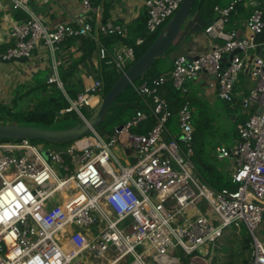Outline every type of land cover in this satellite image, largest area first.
<instances>
[{
	"label": "built area",
	"instance_id": "built-area-1",
	"mask_svg": "<svg viewBox=\"0 0 264 264\" xmlns=\"http://www.w3.org/2000/svg\"><path fill=\"white\" fill-rule=\"evenodd\" d=\"M78 1L85 12L92 10L90 0ZM8 2L26 19L10 24L13 47L0 54L1 62L30 59L43 48L53 59L47 83L61 90L54 55L67 39L95 41L98 61L118 73L136 61L134 47L107 48L100 42V37L126 39L120 25L98 19L94 25L77 22L50 29L32 12L29 0ZM181 2L145 0L147 33L163 28ZM240 4L249 9L244 32L226 30ZM213 11L216 20L203 30L211 41L209 50L191 59L179 55L168 76L135 87L144 108L120 130L115 128L105 139L94 131L64 152L41 150L26 139H0V264H120L124 258L125 264L130 259L131 264H183L173 255L175 249L186 259L214 246L226 229L240 226L250 236L247 264H264V241L257 236L264 216V63H250L248 74L257 83L247 95L241 94L244 118L236 125L235 146L215 149L218 160L230 162L231 190L216 192L194 178L192 109L187 103L178 108L179 133L174 139L168 129L172 112L161 96L167 84L186 95V82L205 73L215 80L219 100L231 103L237 97L238 75L260 45L256 38L264 29L260 2L230 0ZM142 44L136 40V46ZM100 87L95 74L76 99L65 96L69 108L64 112L74 111L85 122L80 109L100 101ZM148 118L154 125L146 134L132 132ZM117 146L135 160L133 165L120 164L112 152ZM202 202L207 212L200 209ZM140 246L142 254L135 251Z\"/></svg>",
	"mask_w": 264,
	"mask_h": 264
},
{
	"label": "trees",
	"instance_id": "trees-1",
	"mask_svg": "<svg viewBox=\"0 0 264 264\" xmlns=\"http://www.w3.org/2000/svg\"><path fill=\"white\" fill-rule=\"evenodd\" d=\"M207 1L208 0H196L190 10V14H196L199 17L203 18L205 16V13H207V10H210L211 13H214V6L221 4L220 0H214L213 5L211 7H207ZM258 1L260 2L262 21L264 22V2L263 0ZM90 2L92 7H96L102 3V0H90ZM102 6H104V4H102ZM242 8H244L242 4L238 5L236 8L237 13ZM146 20L147 15L145 12V14L134 23L130 31H128V36L126 39H120L114 36L106 38L100 37V42L107 48L115 45L134 47L136 50L137 60L157 38L160 31L162 30L161 28L153 34L147 33L145 29ZM215 20L216 16L214 18H209L208 25L212 24ZM231 23L232 22L230 21V24L226 27V30H230L232 28ZM137 39L143 40V44L141 46L135 45ZM78 41H80L84 46V52L80 61L83 62L91 54V51H93L94 48L97 47L95 41L89 38L67 39L62 42L60 46H62V48L65 47L67 50L70 47H73ZM256 42L259 44H264V29L262 33L256 38ZM181 45V43L178 44L175 41L170 46L165 55L154 62L151 69H149L138 81H136L132 85H129L124 91L121 92L117 100L109 109L104 122L96 129L97 133L99 131L104 132L108 129H113L114 127L124 125L135 115L136 111L143 110L144 106L142 99L136 93L135 87H138L144 81H150L153 78H157L159 76H168L172 70L176 55L180 53ZM1 51L2 53H4L6 49H2L0 50V52ZM76 66L77 63L75 62L69 64L66 68H64L63 66L57 67L58 79L62 84L63 90L58 88L55 83H47L48 77L53 74L52 71L49 76L47 74L37 76L33 84L31 85L22 84L17 86L12 94V99L9 104H0V116H2L0 117V122L3 124L11 123L18 126H34L43 129H50V126H52L54 122L58 121L60 117L73 115L75 118V125L82 124V120L74 111H71L69 113L64 112L67 108H69V102L67 98H69L70 100H74L76 99L78 94L76 84L72 80L76 71ZM121 75L122 73L110 70V67L106 66L103 62L98 63L97 77L101 82V87L98 92L102 97L109 92V90L113 87V85L117 82ZM234 92L236 94L235 88ZM32 94L35 100V104L32 110H28L24 114H11V111L17 106L18 102L22 98ZM65 96H67V98ZM161 96L167 101L172 112V117L168 123V129L171 134L174 128L177 127L176 114L180 105L182 103H187L192 109L193 155L191 159L194 166V178L216 192L221 191L222 189H233L234 186L231 184L230 176L227 174V172L222 171L217 167L216 161L218 160L216 159L215 154L212 155L210 151L205 149L204 142L203 140H201L203 132L206 131L207 128L212 127V125L216 122L214 121V119H216L215 117L210 118L211 120L209 119L208 107L205 105L207 104L206 101L198 98L194 93H189L188 90L186 95L183 96L179 91L173 89L170 84H167L164 88H162ZM224 104L227 106L229 112L231 113L230 117L232 118L233 116H235L234 120L230 122L233 123L236 132L237 123H239L244 118L241 113L239 115H235L237 110H242L241 102H238L237 97H235L233 102H224ZM80 112L85 118H88L91 113L88 107H82L80 109ZM3 116H6V118H3ZM153 125V119L148 118L146 121L139 124L138 127L134 128L132 132L137 134H146ZM164 139L167 141L168 137L165 136ZM31 142L33 143V141ZM63 144H68V146L70 145L69 143ZM224 235L225 234H223V236L216 242L214 246L209 247L210 249H212V251H214V253L217 251H221L219 241L221 239L223 240ZM225 244L229 245V255L233 247H236V249H238V252L234 254L237 257H239L240 253L247 252L248 255L246 257H243V254L239 257V259L241 258L240 260L242 264H247L250 253V236L244 227L240 229V232L234 231L232 232V234H229V238L227 242H225ZM198 253L199 252H196L192 256L196 257ZM216 260L217 259L215 255H213L212 261L216 262Z\"/></svg>",
	"mask_w": 264,
	"mask_h": 264
},
{
	"label": "crops",
	"instance_id": "crops-1",
	"mask_svg": "<svg viewBox=\"0 0 264 264\" xmlns=\"http://www.w3.org/2000/svg\"><path fill=\"white\" fill-rule=\"evenodd\" d=\"M144 1L102 0L99 6L92 7V10L89 12L84 11L78 0H29V6L32 12L41 19L42 23L50 29L55 28L59 24L74 25L77 22H89L94 25L98 19H101L122 26L128 36V31H130L131 27L146 12ZM220 2L221 4L219 6L224 7L228 5L230 0H220ZM248 12L249 9L244 7L230 18L232 22L231 26L238 29L241 33L244 32L243 25L248 16ZM212 17H215V13H211L210 10H207L203 18L196 14L190 16L182 27L181 35L176 40L178 44H182L180 53L176 57L184 55L191 59L209 50L211 41L206 38L203 30L208 25L209 18ZM23 20V14L18 11H13L10 8L8 0H0V50L13 47V41L9 36V26L11 23L21 22ZM64 48L62 46L59 47V50L54 55V59L58 63V66H63L64 68L69 64L77 63L72 80L76 84L77 92L79 93L91 84L92 78L97 74L99 63L96 56L97 47L91 51V54L83 62L80 61L84 52V46L80 41L67 50ZM248 57H253V62L259 60L255 51L250 52ZM228 58L229 56H226L225 60L227 61ZM52 61L53 59L48 51L43 48H37L29 61L24 64H6L0 62V86L3 89L0 104H9L17 86L22 84L31 85L39 75L47 74L49 76L52 71ZM243 74L246 75L244 71ZM192 81L195 86L193 93L198 98L209 102L211 105L216 102L218 97L216 93V82L213 78L205 73H200ZM240 94L243 93L241 92ZM29 96H32V100L26 110L20 109V112L13 110L11 114H24L28 110H32L35 100L33 94ZM17 109H19L18 106L15 107V110ZM230 116L231 113L228 121L234 120L235 116L232 118Z\"/></svg>",
	"mask_w": 264,
	"mask_h": 264
},
{
	"label": "water",
	"instance_id": "water-1",
	"mask_svg": "<svg viewBox=\"0 0 264 264\" xmlns=\"http://www.w3.org/2000/svg\"><path fill=\"white\" fill-rule=\"evenodd\" d=\"M196 0H182L179 8L162 28L157 38L151 43V45L145 50V52L121 75L113 87L107 94L101 97L98 104L92 109L90 116L85 122L80 125H74L73 127L66 128L64 130H49L34 126H18L15 124H3L0 122V139L2 140H30V141H42L49 144H63L72 143L85 136L90 135L92 132L104 122L109 109L117 100L122 91H124L129 85H132L138 81L151 67L154 62L163 57L168 51L170 46L179 38L184 23L190 18V10L193 7ZM264 2V0H263ZM24 20L26 15L24 13ZM236 52L230 54L228 61ZM255 53L259 58V61L264 63V44H260L256 47ZM253 57L247 60L244 73L248 74L249 66ZM29 61V58L11 59L4 62L6 64L19 63L24 64ZM1 62V60H0ZM264 70V67H263ZM121 126L117 127L120 130ZM127 155H131V150H126ZM45 158L47 153L42 152ZM127 258H124L120 264H125Z\"/></svg>",
	"mask_w": 264,
	"mask_h": 264
},
{
	"label": "rangeland",
	"instance_id": "rangeland-1",
	"mask_svg": "<svg viewBox=\"0 0 264 264\" xmlns=\"http://www.w3.org/2000/svg\"><path fill=\"white\" fill-rule=\"evenodd\" d=\"M213 3H214V0H208L206 3V4H208L207 7H211L213 5ZM166 24H164L163 27ZM256 83L257 82L255 80H253L249 74L244 75L243 72H241L238 75L237 82L235 84L237 101L241 102V100H242L241 94H240L241 92L243 94L247 95L251 90H253L255 88ZM185 87L187 88L189 93L190 92L193 93V89L195 86L193 85V81H189V82H186ZM31 100H32V96L22 98L17 104L19 109L15 110V108H14L13 110L15 112H20L21 111L20 109L26 110V108L29 106ZM97 103H95L90 108V112L96 106ZM206 103L207 104H205V105L208 107L209 119L215 117L216 119H214V121H216V122L212 125V127H209V128L206 127L207 130L204 131L202 134L201 140H203V142H204L205 149L210 151L213 155V154H215V148L216 147L226 146L227 148H233L235 146V141H236L237 135H236L233 123L228 121L230 119L229 118V115H230L229 109L224 104V102H222L219 99H217L216 102L212 105L209 102H206ZM241 112H242V110H237L235 115H239ZM0 117H2V116H0ZM3 118H6V116H3ZM74 119L75 118L73 115H67L65 117H60V119L58 121L54 122L52 124V126H50L49 130L58 131V130H64L66 128L73 127L76 124ZM115 128H117V127H114L113 129H108L104 132L99 131L98 134L100 135V137L102 139H105L106 136L110 135ZM178 133L179 132H178L177 127L174 128V130L172 131V136L174 139H176ZM33 144L36 147H38L39 149L44 150V151H49V152H51V151L64 152L68 146V144H49V143H45L42 141H33ZM69 144H71V143H69ZM112 152H113V155L118 159V161L120 162V164L122 166L126 167V166L133 165L135 160L133 158H126L122 152V149L119 148L118 146L113 148ZM216 162H217V167L220 170L227 172V174L230 176V171H229L230 162L228 160H218ZM199 207L202 210V212H207V210H208V207L204 202H202ZM243 227L244 226H240L239 229H235L234 227H230V228L226 229V231H224L225 232L224 238H223V240L221 239L219 241L221 251H217L214 253V251H212V249H210L209 247L206 249L203 248L197 254L196 257L190 256V257H187L185 259L182 251L179 248H177V249H175V251H173V255L175 256L176 259H178L183 264H242V262L240 260L241 258L239 259V257L242 254H243L242 255L243 257H246L248 255L247 252L240 253L239 257H237L234 254H236L238 252V249H236V247H233L231 250L232 255H231V253L229 255V245L228 244L226 245L225 242H227V240L229 238V234H232V232H234V231L240 232V229ZM258 231H259V233L257 235L258 238L260 240L264 241V216H263V221H262ZM210 247H212V246H210ZM135 251L138 254H142L144 252V248L142 246H140V247H137L135 249ZM213 255H215V257L217 259L216 262L212 261ZM249 255H250V253H249ZM128 264H131V259H130Z\"/></svg>",
	"mask_w": 264,
	"mask_h": 264
}]
</instances>
